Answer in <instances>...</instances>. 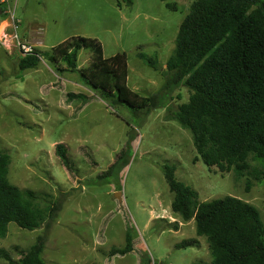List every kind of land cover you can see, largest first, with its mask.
<instances>
[{"label": "rangeland", "instance_id": "rangeland-1", "mask_svg": "<svg viewBox=\"0 0 264 264\" xmlns=\"http://www.w3.org/2000/svg\"><path fill=\"white\" fill-rule=\"evenodd\" d=\"M194 1L8 0L18 37L32 45L29 31L40 40L32 45L39 63L25 71L11 41V18L0 5V150L9 156L8 181L34 192L38 208L46 211L45 222L33 231L8 224L0 250L11 262L45 236V264H210L206 238L196 236L194 220L184 221L170 208L167 166L198 202L231 196L255 207L264 224V166L249 158L241 176L208 167L191 133L170 119L189 91L184 85L165 88L166 62ZM79 37L99 42L104 58L125 53L127 87L155 104L133 112L93 91L80 77L92 61L88 49L78 51L74 72L50 59L54 47ZM68 93L86 100H69ZM128 141L127 165L105 175ZM58 143L66 148L68 169L55 155ZM192 238L197 245H180ZM127 243L130 250L118 252ZM0 264L11 263L0 254Z\"/></svg>", "mask_w": 264, "mask_h": 264}, {"label": "trees", "instance_id": "trees-1", "mask_svg": "<svg viewBox=\"0 0 264 264\" xmlns=\"http://www.w3.org/2000/svg\"><path fill=\"white\" fill-rule=\"evenodd\" d=\"M166 1V0H162ZM130 4V1H128ZM174 10V6L165 2ZM81 49L92 53L88 68L80 71L81 80L114 105L133 112L152 107L154 98L141 97L126 85L125 53L104 58L95 39L74 38L53 48L49 56L65 62L76 71V55ZM51 51V52H52ZM40 54L34 50L19 58L20 71L32 69ZM157 70L153 59L138 54ZM165 88L184 85L187 102L172 112L170 119L187 129L198 158L221 172L241 176L248 159L264 166V0H195L179 25L174 53L166 62ZM69 100H86L84 94L68 93ZM116 161L105 172H120L128 163L129 141ZM55 155L68 169L69 159L62 143ZM9 156L0 150V238L9 223L28 231L41 227L46 211L38 208L35 193L12 185L7 178ZM174 167L164 169V178L173 194L170 208L184 221L194 220L197 237L206 238L210 264H264V224L255 207L226 196L197 201L190 187L175 179ZM55 207V206H54ZM48 217L52 216L53 208ZM45 236H39L15 264H45L41 258ZM195 238L181 246H195ZM130 245L118 250L124 254ZM0 254L10 261L7 252Z\"/></svg>", "mask_w": 264, "mask_h": 264}, {"label": "built area", "instance_id": "built-area-1", "mask_svg": "<svg viewBox=\"0 0 264 264\" xmlns=\"http://www.w3.org/2000/svg\"><path fill=\"white\" fill-rule=\"evenodd\" d=\"M0 5L2 7H5L4 12L8 13L9 17L11 18V27L13 29V33L11 35V41L16 46V48L19 50L22 57L32 54L34 52L33 46L28 44L27 42L21 40L16 33L17 32V26L15 24V18L12 15L13 11L9 10L8 0H0ZM4 36H6V35H4ZM0 44H3L2 38L0 39Z\"/></svg>", "mask_w": 264, "mask_h": 264}, {"label": "crops", "instance_id": "crops-1", "mask_svg": "<svg viewBox=\"0 0 264 264\" xmlns=\"http://www.w3.org/2000/svg\"><path fill=\"white\" fill-rule=\"evenodd\" d=\"M26 38L28 37L29 41L32 43L33 46L38 47V41H40L36 36H31V34L28 32H26ZM30 34V35H29Z\"/></svg>", "mask_w": 264, "mask_h": 264}, {"label": "water", "instance_id": "water-1", "mask_svg": "<svg viewBox=\"0 0 264 264\" xmlns=\"http://www.w3.org/2000/svg\"><path fill=\"white\" fill-rule=\"evenodd\" d=\"M116 196H119V193H116Z\"/></svg>", "mask_w": 264, "mask_h": 264}]
</instances>
